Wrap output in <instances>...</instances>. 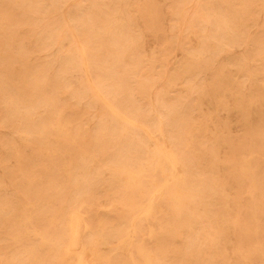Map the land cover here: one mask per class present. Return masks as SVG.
Instances as JSON below:
<instances>
[{"label": "rangeland", "instance_id": "obj_1", "mask_svg": "<svg viewBox=\"0 0 264 264\" xmlns=\"http://www.w3.org/2000/svg\"><path fill=\"white\" fill-rule=\"evenodd\" d=\"M86 246L264 264V0H0V264Z\"/></svg>", "mask_w": 264, "mask_h": 264}, {"label": "bare ground", "instance_id": "obj_2", "mask_svg": "<svg viewBox=\"0 0 264 264\" xmlns=\"http://www.w3.org/2000/svg\"><path fill=\"white\" fill-rule=\"evenodd\" d=\"M183 14V13H182ZM182 22V21H181ZM182 31V30H181ZM74 35V34H73ZM82 54V53H81ZM84 56V55H83ZM84 62V61H83ZM85 64V63H83ZM88 77V75H86ZM153 90V89H152ZM98 96V95H97ZM100 99V98H99ZM152 100V99H151ZM154 100H152L153 102ZM153 104V103H152ZM110 106V104H109ZM110 108H112L110 106ZM112 113H114L118 118L124 120L125 122H128V123H132V119L131 117L129 116H126L122 113H120L119 111H116L115 109L112 108ZM155 113V112H154ZM159 116V115H158ZM136 125V123H135ZM133 125V126H135ZM141 127V126H140ZM146 128V127H145ZM147 129V128H146ZM157 141V140H156ZM160 152H161V155L163 156V158L166 160V162L170 165L171 169H172V172H173V175H172V179L173 181H180L182 179V174H181V171H180V160L178 158V156L173 153V152H167L165 151L164 149H160ZM135 181V180H134ZM170 184V183H169ZM167 188V184L166 185H163L161 186L159 189H158V193H162L166 190ZM157 193V192H156ZM153 207H154V202L153 201H150L148 203L147 206L144 207V214L145 215H149L151 213V211L153 210ZM142 212V213H143ZM144 216V215H143ZM132 229H133V233H135V227L132 225ZM91 235L89 236V239L91 242H94L95 241V235L97 234H100V233H90ZM83 248V247H82ZM86 250H87V246L83 248V251L80 252V253H77V264H87L84 260V256L86 255ZM67 252L68 253H71L72 250L70 247H67ZM85 254V255H84ZM87 258V257H86ZM147 260L149 261L148 257H147ZM72 262V261H71ZM149 263V262H148Z\"/></svg>", "mask_w": 264, "mask_h": 264}]
</instances>
